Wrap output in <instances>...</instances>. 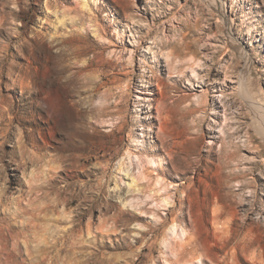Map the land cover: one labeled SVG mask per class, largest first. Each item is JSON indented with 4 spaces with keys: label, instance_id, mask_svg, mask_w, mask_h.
Instances as JSON below:
<instances>
[{
    "label": "rangeland",
    "instance_id": "1",
    "mask_svg": "<svg viewBox=\"0 0 264 264\" xmlns=\"http://www.w3.org/2000/svg\"><path fill=\"white\" fill-rule=\"evenodd\" d=\"M0 264H264V0H0Z\"/></svg>",
    "mask_w": 264,
    "mask_h": 264
},
{
    "label": "bare ground",
    "instance_id": "2",
    "mask_svg": "<svg viewBox=\"0 0 264 264\" xmlns=\"http://www.w3.org/2000/svg\"><path fill=\"white\" fill-rule=\"evenodd\" d=\"M149 163L152 164V166H155L156 165V163L154 161L153 162L151 161V162L146 163L144 160H142V158H139L138 159V169H139V171H138L137 180H138V183H139V181H141L142 182V185L144 187L143 189H138V191L140 193L141 192L142 193L145 192V194H147L148 190H150V193H151V194H148L147 195L146 199L143 198L144 200L141 199V200L137 201V204L136 205L139 206L140 208H143V209L146 208L151 203L152 204L153 203H157V201H158L157 196L160 195L161 193L167 192V190H168V187L165 184L162 183V180H159L158 179L157 182H156V184L152 183L151 173H150L149 167H148ZM156 187H157V191L155 189ZM142 217H144V216H142ZM173 230H175V229H173ZM181 233H183V232H181ZM186 244H188V242H185L182 245V251L180 252L179 258L177 260L184 258V252L186 251Z\"/></svg>",
    "mask_w": 264,
    "mask_h": 264
}]
</instances>
